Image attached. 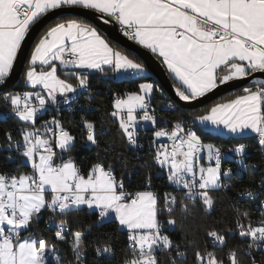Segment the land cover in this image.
I'll return each instance as SVG.
<instances>
[{
	"label": "snow or ice",
	"instance_id": "obj_1",
	"mask_svg": "<svg viewBox=\"0 0 264 264\" xmlns=\"http://www.w3.org/2000/svg\"><path fill=\"white\" fill-rule=\"evenodd\" d=\"M61 9L88 11L104 25L119 26L123 37L150 52L175 83L177 99L169 104L173 111L199 103L221 86L234 87L235 82L255 73L264 74V0H0V101L24 124L16 130L19 139L6 131L7 143L0 145V152H8L3 158L6 163H15L13 152L21 158L15 169L5 170L0 165V264H66L60 244L71 250L67 264H85L84 231H71L68 221L55 215L45 224L46 229L55 224L51 240L46 231L34 226L43 211L55 214L58 209L60 216H65L81 211V206L97 211L100 218L114 214L127 229V246L119 264H184L189 250L193 264H241L240 252L251 258L250 264H264V255L259 262L252 257L254 249L264 251V212L254 221L237 208L235 229L207 230L202 242L184 231L183 221L192 216L196 201L205 209L213 208L210 192L229 186L224 180L231 178L232 169L222 168L220 149L203 143L182 118H173L170 131L159 128L153 133L173 141L170 149L167 145L157 147L153 160L167 169V180L181 190L179 196L165 193L163 207L153 191H125L123 177L117 179L111 164L97 161L85 173L71 156L64 159L76 138L56 116L36 127L38 114L75 102L81 90L90 93L93 70L105 74L131 71L144 81L137 91L116 95L113 100L115 110L110 115L117 118L129 145L138 146L140 122L157 125L166 119L158 117L151 106L157 86L148 82L151 78L145 63L114 47L98 25L70 18L46 27L24 72L25 83L33 90L5 91L30 32L48 14ZM7 115L0 112V120ZM195 119L201 124L223 125L232 133L251 130L264 148V81L253 78L252 86L244 87L242 94L213 104ZM82 123L87 141L97 144L95 123L86 119ZM246 148L240 144L233 151L245 153ZM204 149L214 166L198 167ZM28 165L30 172H19ZM148 183L150 186V178ZM261 186L264 188V180ZM261 194L264 192L240 193L264 208ZM177 209L180 224L173 215ZM165 212L166 221L160 219ZM165 225L184 231L181 240L174 241ZM235 232L247 244L218 255L216 248L226 246V237ZM95 256V264H101L116 254L110 243H104L95 248Z\"/></svg>",
	"mask_w": 264,
	"mask_h": 264
},
{
	"label": "trees",
	"instance_id": "obj_2",
	"mask_svg": "<svg viewBox=\"0 0 264 264\" xmlns=\"http://www.w3.org/2000/svg\"><path fill=\"white\" fill-rule=\"evenodd\" d=\"M70 18H76L85 22L93 23L91 20L82 16H58L43 26L37 35L30 52L35 43L38 42V37L43 34L46 27L56 22H63V20ZM93 24L96 25L95 23ZM106 35L109 37L114 47H118L121 51L130 52L132 54L131 58L137 59L138 62L145 63L139 55L116 42L108 34ZM27 66L28 58L26 61V67L22 72L19 82L17 85L10 87L6 91H28L31 89L30 86L23 84V76ZM145 66H147L146 63ZM148 76L151 78L149 81H154L157 86V92L152 96L151 101L153 105L158 108L159 116L166 117L165 120L159 122V125L167 124L172 126L171 122L174 117L182 118L186 121L188 127H191L192 130L196 131L203 140L214 141L218 145H227L245 141L250 144L251 150V155L246 159V162H258L260 164L258 169H248L241 173L234 172L231 178L227 179L229 186L225 192L217 189L212 190L210 194L214 197L213 208L205 209L201 206L199 201H196V207L193 210L192 216H190L186 221H183L184 231L189 233V238L196 237L202 242L207 230L223 228L235 229V209L237 208L241 212H247L252 220H258L262 213V208L255 207L258 202L246 200L245 198L240 197L239 192L246 190H252L255 193L264 192V188L259 185L260 182L264 180V153L259 152L253 141V136L242 138H224L213 136L209 132L200 128L195 119L196 116L205 114L206 109L210 108L213 104L226 101L234 98L235 95L241 94L242 88L227 92L203 107L196 109H186L181 107L180 111H173L172 109L167 110L164 108L165 105L172 103L173 100L169 97L168 93L163 89L160 82L154 77V75L151 74ZM141 82L144 81L139 77H127L126 79L121 80H117L115 77L111 79H102L98 71L91 72L90 84L93 95L84 94L81 97L76 96L75 98V100L77 99L82 104V110H79L76 113L69 111L48 110L45 112V117L50 115L56 116L62 121L64 127L68 129L76 138L74 146L71 148V151L64 156V159L71 156L75 160L77 166L85 173L90 168L92 163L103 161L105 162V166L108 164L112 165V169L114 170L117 178L120 179L123 177V180L128 188L139 191L148 189L146 185L150 178L152 186L155 189L163 191L167 188V183L165 178L159 175L161 167L154 162L152 149L147 144L143 148H137L129 145L126 139L122 136L117 118L110 115V113L115 110L112 106V98L114 94L125 96L127 92L137 91V86ZM0 112L8 113L6 119L0 120V145H3L7 143L5 132L11 131L14 138L19 139L20 136L16 130L23 127L24 124L11 114L10 107L5 106L2 101H0ZM85 119L91 120L95 123V133L98 141L95 145L91 144L86 139L87 132L82 123ZM151 133H153L152 129L143 130V141L145 143H147L150 139ZM57 151L59 152V149H57ZM6 155H8L6 150L0 152V165H2L5 170L17 168L19 162L6 163L3 159ZM29 171V165L19 168V172L21 173ZM259 199H264V194H261ZM186 202L191 203L190 201ZM81 208V211H71L65 216H60L59 212L53 214L48 211H43L38 224L34 226L39 228L42 232L46 231L47 238L51 240L56 229H46V221L53 215L59 217V219L67 220L71 231L82 230L85 232V264H95L97 259L95 256V248L97 246L102 247L104 243H110L113 246L116 256L110 261H101V264H119V261L124 255L123 250L127 246V230L123 229L116 219L104 220L98 216L97 211L90 210L86 206ZM173 215L176 217L178 224H180L181 215L179 209H177ZM167 218L166 212L160 216V219L164 221H166ZM59 219L57 220L58 222ZM247 222V220L244 221V223ZM90 225L91 228L89 230ZM165 231L174 241L177 242L180 241L184 235V231H181L179 227L170 229L169 226L165 225ZM226 239V246L216 248L218 255L223 254V252L227 251L228 248H232L240 244L245 245L243 239L239 237V233H236L235 235H228ZM58 247L61 254L67 258V264V260L72 259V253L69 246L67 244H60ZM161 255L163 256V254ZM238 259L241 261V264H250L251 260L249 257L244 255L243 252L238 253ZM184 264H193L192 252L190 250L188 258Z\"/></svg>",
	"mask_w": 264,
	"mask_h": 264
},
{
	"label": "built area",
	"instance_id": "obj_3",
	"mask_svg": "<svg viewBox=\"0 0 264 264\" xmlns=\"http://www.w3.org/2000/svg\"><path fill=\"white\" fill-rule=\"evenodd\" d=\"M99 75H100V77L102 79H111V78H114L115 77V72H110L109 71L107 74L100 73L99 72ZM133 76H136V75H134L133 73H130V74L127 75L128 78H131ZM247 86H252V83L249 84V85H247ZM247 86H244V87H247ZM244 87H242V89ZM84 94L85 95H91V96L93 95L92 91H90V93H89V92H84L83 90H81V93L78 95V97H81ZM116 95H118V94H114V96L112 98V106H113V100H114V98H115ZM33 103L35 104L36 101L33 100ZM151 106H152L153 109L156 110V114L159 117V114H158L159 113V110H158V108H156L153 105L152 101H151ZM53 107L57 111H69V112H72V113H76L77 111L82 110V108H83L82 104L77 99L75 100V102H73L72 100H70L68 104H61L58 107H56V106H53ZM164 108H166L167 110H170L171 109V108H169V104L165 105ZM49 110H52V109L50 108ZM139 114H142V113H139ZM139 114H138V117H137L138 119H139ZM52 116L53 115H50L48 117H45V113L38 114V119L36 121V127L37 128H40L41 124L44 121L50 120ZM159 122H161V121H159ZM159 122H158L157 125H152L150 122H140V124L138 125V129H137V131H138V146H133V147L143 148L147 144L152 149L153 154L155 152V149L157 147H159L160 145H167L169 147V149H170L171 148V145L173 143V141L170 139V137L165 136V137H159V138H157L153 134L154 133V130H159V128H165V129H167L169 131L171 130V126H169L167 124H160L159 125ZM144 129H152L153 130V133H151L150 139L148 140L147 143H145L143 141V138H144L143 130ZM86 132H87V129H86ZM13 138H14V136H13ZM14 139H16V138H14ZM258 139H259L258 138V135L257 134H254L253 135V141H254L255 145L257 146L259 152L264 153V148H262V146L259 145ZM202 141L205 144L208 143V141H206V140H202ZM209 142L211 144L215 145L216 148H219L220 149V151H221V153L223 155L222 168L223 169H229V168L232 169V174L234 172L241 173V172L246 171L248 169H258L260 167V164L258 162H250V163H247L246 162V159L251 155V153H250L251 150H250V144L247 143V142H245V141H240V142L231 143V144H227V145H218L214 141H209ZM240 144H244V145L247 146L245 153H236L235 151H233V149L235 147L239 146ZM205 152H206V149L202 150L200 152L199 156H201ZM12 154L15 157V162H20V159L21 158L18 155H16L15 152H13ZM241 161H243V163H241ZM214 163H215V161L214 160H211V164L213 166H214ZM197 164H198V162H197ZM244 164L256 165V167L255 168H252V167L244 168V166H243ZM29 167H30V165H29ZM30 171H31V167H30ZM114 174H115V172H114ZM159 175L162 176L163 178H165V181L167 183V188L166 189H164L163 191H160L159 189H155L152 186V183L149 186V183L148 182H147V185L146 186H147V188L149 190H152L154 193H157L158 194V196H159V205H160V207H163V205H164V194L165 193H171L173 195L179 196L181 190L179 188H177L176 186L171 185L170 182L167 180V169L166 168H161V170L159 172ZM224 183H226L228 185V180L227 179L224 180ZM124 185H125V191H127V192L135 193V192L139 191V190H132V189L128 188L127 185H126V183H125V181H124ZM259 185L261 186V182H260ZM227 189H228V187H226V188H220V189H217V190L222 191V192H225ZM242 192H245V191L239 192V196L245 198L246 200H250L247 196H241L240 193H242ZM255 207L256 208H262V207H260L258 205V203H256V206ZM56 212H59V210L57 209ZM262 212H264V208H262ZM56 222L59 223L58 221H56ZM49 229H56L55 224H52L49 227ZM236 233H238V232H235L234 234H230V235H235ZM243 241H244V243L246 245L247 244V240L246 239H243ZM217 248H222V247L218 246ZM262 255H264V251H262L259 248L254 249L252 251V257H255L258 262L261 260Z\"/></svg>",
	"mask_w": 264,
	"mask_h": 264
},
{
	"label": "water",
	"instance_id": "obj_4",
	"mask_svg": "<svg viewBox=\"0 0 264 264\" xmlns=\"http://www.w3.org/2000/svg\"><path fill=\"white\" fill-rule=\"evenodd\" d=\"M61 15H77L85 17L89 20H91L93 23L98 25L106 34H108L112 39H114L116 42L120 43L121 45L125 46L126 48L130 49L137 55H139L144 62L146 63L147 67L151 71L152 75L160 82L163 89L168 93L169 97L172 100L177 99L175 97V85L172 81V79L169 77L167 70L163 65L160 64V62L147 50L143 49L142 47L135 45L134 42L128 41L125 37H123L122 33L119 31V26H113L111 24L104 25L100 23L95 15L88 11H82L79 9H61V10H55L54 13L48 14V16L45 17V19L37 26L35 27L29 34V36L26 38L24 48H23V55L18 56V60L16 61L13 72L10 75V78L8 80V88L12 86L17 85L19 82V79L22 75V72L24 68L26 67V61L30 52V49L43 28L48 22H50L52 19L61 16ZM253 78L255 80L264 81V74L262 73H255L253 74V77L247 78L243 81H237L235 82V86H221L217 90H214L213 93L208 94L205 98H202L199 103L193 104L191 107H185L186 109H196L203 107L204 105L209 104L216 98L220 97L221 95L234 91L236 89L242 88L244 86H247L252 83ZM5 89V91L7 90Z\"/></svg>",
	"mask_w": 264,
	"mask_h": 264
},
{
	"label": "crops",
	"instance_id": "obj_5",
	"mask_svg": "<svg viewBox=\"0 0 264 264\" xmlns=\"http://www.w3.org/2000/svg\"><path fill=\"white\" fill-rule=\"evenodd\" d=\"M38 70H39V68H38ZM146 70H147V75H151L152 74L151 71L149 70V68L147 66H146ZM92 72H97V71L93 70ZM130 73H132V72L131 71H129L128 73L115 72V78L117 80H121V79H124V78L126 79L127 78V75L130 74ZM59 74H61L62 78H65L63 73L60 72ZM73 82H75V81H73ZM148 82H153L155 84L154 81H148ZM35 90L36 91H39L40 89L39 88H36ZM241 94H242V92H241ZM223 102H225V101H223ZM196 123L203 130L209 132L213 136H218V137H224V138H242V137L253 136L255 134V133L251 132V130H245L243 133H232V132L228 131L226 128H224L223 125H220V126L217 127V126H213V125L208 124V123L201 124L198 120H196ZM209 143L210 142L208 141L207 144H209ZM210 164H211V160L208 159V153H207V150H206V152L200 156V159L198 160V164L197 165H198V167H199V165H203V166L207 167ZM81 207H83V206H81Z\"/></svg>",
	"mask_w": 264,
	"mask_h": 264
},
{
	"label": "rangeland",
	"instance_id": "obj_6",
	"mask_svg": "<svg viewBox=\"0 0 264 264\" xmlns=\"http://www.w3.org/2000/svg\"><path fill=\"white\" fill-rule=\"evenodd\" d=\"M137 76H133V77H131V78H136ZM125 79V78H124ZM23 84L24 85H26V86H30L31 87V89L30 90H33L32 89V86L31 85H27L26 83H25V80H24V76H23ZM30 90H28V91H30ZM37 159H38V154H37ZM65 159H67V158H65ZM75 161V160H74ZM141 191H152V190H149V189H145V190H141ZM104 220H110V219H115V217H114V214H110V216L109 217H106V218H103ZM122 227V226H121ZM123 228V227H122ZM123 229H126V228H123ZM127 230V229H126ZM28 233H25V235H27Z\"/></svg>",
	"mask_w": 264,
	"mask_h": 264
}]
</instances>
